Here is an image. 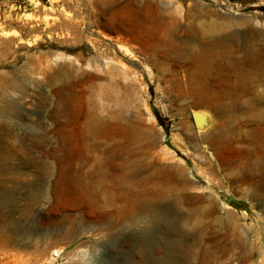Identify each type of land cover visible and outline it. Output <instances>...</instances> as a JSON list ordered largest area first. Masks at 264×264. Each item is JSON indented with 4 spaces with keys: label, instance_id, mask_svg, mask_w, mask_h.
Masks as SVG:
<instances>
[{
    "label": "rangeland",
    "instance_id": "rangeland-1",
    "mask_svg": "<svg viewBox=\"0 0 264 264\" xmlns=\"http://www.w3.org/2000/svg\"><path fill=\"white\" fill-rule=\"evenodd\" d=\"M124 1L0 0V264L163 263L197 224L264 264V0H129L131 54Z\"/></svg>",
    "mask_w": 264,
    "mask_h": 264
},
{
    "label": "bare ground",
    "instance_id": "bare-ground-1",
    "mask_svg": "<svg viewBox=\"0 0 264 264\" xmlns=\"http://www.w3.org/2000/svg\"><path fill=\"white\" fill-rule=\"evenodd\" d=\"M115 11H117V14L119 13L123 15L128 20L125 26H122V27H119V26L117 27L115 25L114 16L106 20L107 23L111 25L112 27L111 32L112 34H114L113 37L109 35L108 38L111 40V42H114L117 46H119L121 50L125 51L126 53L131 54L133 53L135 49H137V51L142 50V47L146 42L148 19L154 15L151 3L147 1V3L143 5L142 2H139V1H137L136 3H132L129 0H125L124 2L117 4ZM205 55H207V49L203 48L196 57L200 60ZM217 84L218 83H214L213 87H217L218 86ZM257 121L264 122V118H258ZM220 134H217V132L216 134H213L212 136L213 140L215 139L219 140L220 138H222ZM208 138L207 139L209 141L211 137H208ZM4 203L5 201L0 198V214H2L4 211V208H1V205L3 206ZM171 226L173 228L169 227V231L171 233H175L176 232L175 225L172 224ZM221 226L225 227L226 225L221 224ZM185 228H186V225H185ZM209 228H207L206 226L198 225V224L192 226L191 232L194 233V236L196 239H195V242L187 248H184L176 240L175 241L171 240L168 242L163 241L164 247L168 249L169 258L167 261L165 262L163 261L162 263L159 261V257H158L159 253L157 254V251H155L152 256L153 264H180L181 258L183 257L187 258L189 255H190L189 264H211V263H214V261H215V264H217L219 261H221L222 259H224L226 256L230 254H235L236 252L237 254H240L241 251L243 252V250H246V246H248L247 242L245 240H242V238L238 236L239 231L237 230L236 227L233 226L230 228V231H232V233L235 236V240L230 241V242H226L225 240L221 241L218 239L217 236H212L211 230ZM145 230L146 232L150 234V231H152L151 224ZM0 247H2V244ZM250 251L247 249V252L245 253L246 259L241 261L242 264L251 263L252 256H251ZM20 257L13 255L10 258H12L13 262L16 264H24L26 261H24V258H22V256ZM37 258L32 261L33 264H38Z\"/></svg>",
    "mask_w": 264,
    "mask_h": 264
}]
</instances>
